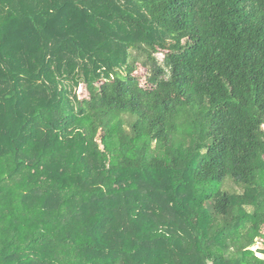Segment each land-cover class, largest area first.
I'll return each instance as SVG.
<instances>
[{"label": "trees", "instance_id": "16d2710c", "mask_svg": "<svg viewBox=\"0 0 264 264\" xmlns=\"http://www.w3.org/2000/svg\"><path fill=\"white\" fill-rule=\"evenodd\" d=\"M263 230L264 0H0V264H264Z\"/></svg>", "mask_w": 264, "mask_h": 264}, {"label": "rangeland", "instance_id": "374dc122", "mask_svg": "<svg viewBox=\"0 0 264 264\" xmlns=\"http://www.w3.org/2000/svg\"><path fill=\"white\" fill-rule=\"evenodd\" d=\"M89 7V6H88ZM90 8V7H89ZM155 59L158 61V62H162L164 60V53L163 52H160L158 53L156 56H155ZM136 74L141 77V81H142V84L144 85L147 81H148V78H147V75H146V69L143 68L142 65L139 64L138 66V71L136 72ZM77 94L78 96L81 98V99H84V98H87L88 97V92L85 88V86L82 84L78 90H77ZM103 133H101L100 135H102ZM98 143L100 145V149L102 148V145H101V141H100V137H98ZM227 188L231 191H235L237 190L236 187L234 188L233 185L231 184H228L227 183ZM226 188V187H225ZM264 232V230H263ZM264 249V240H258L256 242V245L253 247V250L255 251H260V250H263ZM259 257H261L262 255L261 254H258Z\"/></svg>", "mask_w": 264, "mask_h": 264}, {"label": "built area", "instance_id": "2783aa9c", "mask_svg": "<svg viewBox=\"0 0 264 264\" xmlns=\"http://www.w3.org/2000/svg\"><path fill=\"white\" fill-rule=\"evenodd\" d=\"M263 258H264V256H263Z\"/></svg>", "mask_w": 264, "mask_h": 264}]
</instances>
